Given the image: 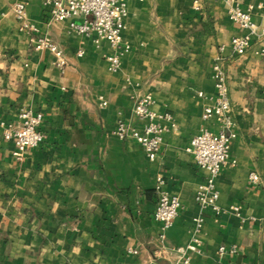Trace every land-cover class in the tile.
Masks as SVG:
<instances>
[{
    "label": "crops",
    "instance_id": "1",
    "mask_svg": "<svg viewBox=\"0 0 264 264\" xmlns=\"http://www.w3.org/2000/svg\"><path fill=\"white\" fill-rule=\"evenodd\" d=\"M15 2L26 4L36 35L62 51L64 67L19 31ZM259 4L264 0H240L264 30ZM127 8L126 49L112 72L105 60L115 52L110 44L51 20L44 0H0V121L28 108L42 114L44 135L17 161L0 132V264H182L178 250L199 216L201 244L188 264H264V55L256 45L241 56L232 52L230 40L245 32L221 1L143 0ZM216 62L226 75L236 134L229 152L235 165L216 178L218 215L195 201L205 172L185 150L204 126L217 131L216 120L201 119L213 103ZM146 94L151 109L174 124L153 161L132 138L115 133L119 121L142 128L133 107ZM158 176L180 202L162 239L153 219Z\"/></svg>",
    "mask_w": 264,
    "mask_h": 264
},
{
    "label": "built area",
    "instance_id": "2",
    "mask_svg": "<svg viewBox=\"0 0 264 264\" xmlns=\"http://www.w3.org/2000/svg\"><path fill=\"white\" fill-rule=\"evenodd\" d=\"M130 1L143 0H44V6H49V15L53 21H69L71 30L77 35L94 37V42L106 41L115 50L113 54L107 55L108 70L115 72L120 66V55L126 46H122V30L124 20L128 14L127 4ZM221 1L226 6L228 19L240 30L245 32L241 36L233 37L230 40L231 50L234 54L241 56L246 54L253 45L259 46L256 54L264 55V30H259L253 21L250 11L252 6L243 10L240 0H215ZM257 7L264 12V4ZM199 10L198 4L194 6ZM11 12L18 23V29L29 35V42L36 51L47 49L54 54L57 65L64 67L66 60L62 51L47 38L36 35L37 29L28 19L26 4L15 2L11 6ZM78 56L82 55L79 51ZM214 83L213 103L203 108L201 115L205 123L216 120L217 131L204 126L194 135L186 152L191 154L195 165L205 172L204 180L196 187L194 193L195 201L202 209H209L213 214L218 215L222 209L218 205V190L216 178L225 167H233L235 161L230 158V143L235 138L234 122L230 114L231 104L229 98L226 75L223 68L216 62L212 68ZM200 98H207V95L200 92ZM153 103L149 94L143 95L135 100L133 114L137 120L143 122L141 129L136 128L124 121H119L115 130L118 137H130L143 149L146 158L155 160L163 145V134L174 127L168 115H162L151 109ZM105 106L106 102L101 101ZM42 114L34 113L28 108H20L14 121H0V132L4 140L14 145L12 157L20 161L24 152L39 147L44 135L40 129ZM249 180L253 184L258 182L255 173L249 174ZM164 179L161 176L156 178L155 192L157 202L155 205L153 219L158 224L160 238L172 226L180 209L179 199L163 190ZM232 211L239 214V206H232ZM194 233L188 244L179 248L182 264H188L189 253H198L201 240L198 233L203 224L201 216L194 218ZM225 247L220 246L219 252H224ZM235 252V248H229ZM135 252V251H131Z\"/></svg>",
    "mask_w": 264,
    "mask_h": 264
}]
</instances>
